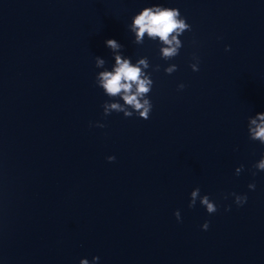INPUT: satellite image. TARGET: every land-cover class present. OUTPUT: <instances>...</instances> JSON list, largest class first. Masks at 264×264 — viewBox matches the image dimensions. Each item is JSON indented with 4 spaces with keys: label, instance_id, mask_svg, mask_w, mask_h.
<instances>
[{
    "label": "water",
    "instance_id": "obj_1",
    "mask_svg": "<svg viewBox=\"0 0 264 264\" xmlns=\"http://www.w3.org/2000/svg\"><path fill=\"white\" fill-rule=\"evenodd\" d=\"M196 62L151 77L148 120L105 96L0 155V264H264V41Z\"/></svg>",
    "mask_w": 264,
    "mask_h": 264
},
{
    "label": "clouds",
    "instance_id": "obj_2",
    "mask_svg": "<svg viewBox=\"0 0 264 264\" xmlns=\"http://www.w3.org/2000/svg\"><path fill=\"white\" fill-rule=\"evenodd\" d=\"M129 29L135 34L134 43L142 45L145 37L156 41L158 40L162 47L160 48L162 59L172 60L180 54V49L183 42L180 36L185 31H191L192 26L187 23V19L182 17L178 8H169L162 5H153L144 8L139 14L135 15ZM106 46L112 50L115 63L112 70H108L105 65L106 61L101 57H96V67L104 69L96 76V85L102 88L109 98H121L124 103L119 100L115 102L106 101L103 104L104 115L108 116L111 113H123L125 117L130 118L133 115H138L144 120L150 119L153 110V104L148 98L152 91L154 81L151 78V73L146 72L150 68V63L147 57L139 58L136 63L132 62L131 57H125L122 49L123 45L114 39L106 41ZM230 50V46L226 51ZM197 61L191 65L193 71H199V58L194 56ZM160 66H156V71H159ZM178 66L172 64L165 69L167 74H172L177 71ZM180 90L185 88L184 84L178 86ZM98 127H105L104 124H97ZM249 139L251 141H259L264 144V113H258L255 116L249 117L248 123ZM109 162L115 161V156L107 158ZM254 167L260 171H264V158H261ZM244 170L241 165L236 169V174L239 175ZM255 175V173H253ZM249 189L255 190V183L248 185ZM235 197V203L238 206H243L247 203L248 197L246 194L239 195L232 193ZM197 200L202 206L206 207L209 214H214L218 211L216 203L210 200L208 195L201 196L199 187L191 192L189 203L190 208L196 206ZM177 220L181 219L180 212L175 213ZM210 222L206 221L203 224V229L209 228ZM99 257H94L92 264H96ZM80 264H90L88 259H82Z\"/></svg>",
    "mask_w": 264,
    "mask_h": 264
}]
</instances>
